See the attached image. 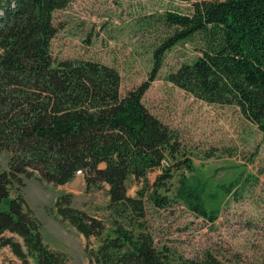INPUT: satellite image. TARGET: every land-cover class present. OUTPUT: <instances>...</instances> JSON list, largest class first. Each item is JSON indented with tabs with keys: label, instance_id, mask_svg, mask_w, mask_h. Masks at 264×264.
<instances>
[{
	"label": "trees",
	"instance_id": "16d2710c",
	"mask_svg": "<svg viewBox=\"0 0 264 264\" xmlns=\"http://www.w3.org/2000/svg\"><path fill=\"white\" fill-rule=\"evenodd\" d=\"M69 1L0 0V153L8 156L0 169V203L8 198V208L0 207V248L26 264H67L44 242L22 195L10 191L24 184L22 175L58 185L80 170L86 188L107 185L105 216L73 208L68 193L55 199V210L86 239L90 264H226L209 250L185 257L156 241L148 205L158 211L174 199L213 222L219 197L189 181L193 160L179 134L141 99L163 53L197 34L200 54L166 80L206 102L237 106L264 133V0H183L190 12H164L171 33L153 51L149 77L124 95L114 66L52 55V13ZM157 168L149 184L147 174ZM176 170L173 195L164 194ZM129 177L142 185L136 196L127 192Z\"/></svg>",
	"mask_w": 264,
	"mask_h": 264
},
{
	"label": "rangeland",
	"instance_id": "374dc122",
	"mask_svg": "<svg viewBox=\"0 0 264 264\" xmlns=\"http://www.w3.org/2000/svg\"><path fill=\"white\" fill-rule=\"evenodd\" d=\"M168 10L187 13L191 4L183 0H70L52 13L56 32L51 53L57 59H93L114 66L124 95L149 77L153 51L171 33L162 20ZM201 43L196 34L167 49L141 101L177 131L193 160L189 181L203 186L212 198L217 193L219 213L211 222L174 199L158 211L148 205L151 230L157 242L185 257H199L209 250L226 264H264V133L237 106L206 102L166 80L169 72L200 54ZM7 157L6 152L0 153V169L7 168ZM179 172L174 171L167 182L171 190L164 194L173 195ZM158 173L160 168L147 174L149 184ZM21 179L24 184L14 183L10 195L25 199L40 223L44 242L63 252L67 264H90L86 239L58 216L55 199L68 193L73 208L102 218L108 203L107 185L86 188L82 171L58 185L35 175ZM126 184L130 196H136L142 186L132 177ZM223 185H231V190L226 192ZM0 207L8 208V198ZM9 251L0 248V264H26Z\"/></svg>",
	"mask_w": 264,
	"mask_h": 264
},
{
	"label": "crops",
	"instance_id": "0c3cea01",
	"mask_svg": "<svg viewBox=\"0 0 264 264\" xmlns=\"http://www.w3.org/2000/svg\"><path fill=\"white\" fill-rule=\"evenodd\" d=\"M9 234V233H8ZM5 247H7V246H5ZM3 248V247H2ZM8 248V247H7ZM8 250H10L9 248H8ZM9 252H11V251H9ZM12 253V252H11Z\"/></svg>",
	"mask_w": 264,
	"mask_h": 264
}]
</instances>
